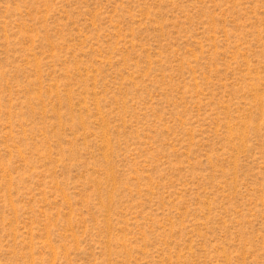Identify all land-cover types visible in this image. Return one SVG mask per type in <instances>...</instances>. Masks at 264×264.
Listing matches in <instances>:
<instances>
[{
  "label": "rangeland",
  "instance_id": "374dc122",
  "mask_svg": "<svg viewBox=\"0 0 264 264\" xmlns=\"http://www.w3.org/2000/svg\"><path fill=\"white\" fill-rule=\"evenodd\" d=\"M0 264H264V0H0Z\"/></svg>",
  "mask_w": 264,
  "mask_h": 264
}]
</instances>
